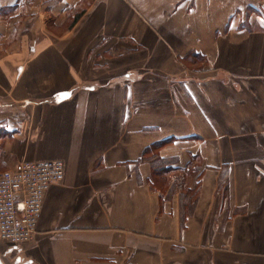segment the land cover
<instances>
[{
  "label": "crops",
  "instance_id": "crops-1",
  "mask_svg": "<svg viewBox=\"0 0 264 264\" xmlns=\"http://www.w3.org/2000/svg\"><path fill=\"white\" fill-rule=\"evenodd\" d=\"M57 158L0 264H264V0H0V173Z\"/></svg>",
  "mask_w": 264,
  "mask_h": 264
},
{
  "label": "built area",
  "instance_id": "built-area-1",
  "mask_svg": "<svg viewBox=\"0 0 264 264\" xmlns=\"http://www.w3.org/2000/svg\"><path fill=\"white\" fill-rule=\"evenodd\" d=\"M64 173L65 163L58 158L22 160L0 173V239L20 244L32 238L44 194Z\"/></svg>",
  "mask_w": 264,
  "mask_h": 264
},
{
  "label": "snow or ice",
  "instance_id": "snow-or-ice-1",
  "mask_svg": "<svg viewBox=\"0 0 264 264\" xmlns=\"http://www.w3.org/2000/svg\"><path fill=\"white\" fill-rule=\"evenodd\" d=\"M13 2H15V0H13Z\"/></svg>",
  "mask_w": 264,
  "mask_h": 264
}]
</instances>
